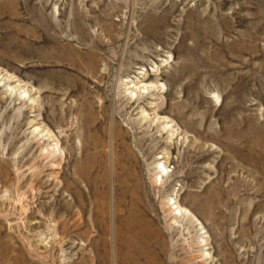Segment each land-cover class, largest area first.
Instances as JSON below:
<instances>
[{
    "label": "rangeland",
    "instance_id": "1",
    "mask_svg": "<svg viewBox=\"0 0 264 264\" xmlns=\"http://www.w3.org/2000/svg\"><path fill=\"white\" fill-rule=\"evenodd\" d=\"M0 264H264V0H0Z\"/></svg>",
    "mask_w": 264,
    "mask_h": 264
},
{
    "label": "bare ground",
    "instance_id": "2",
    "mask_svg": "<svg viewBox=\"0 0 264 264\" xmlns=\"http://www.w3.org/2000/svg\"><path fill=\"white\" fill-rule=\"evenodd\" d=\"M115 127H116V125H114L113 128H115ZM104 133H105V131H104V128H103L102 129V134H101L102 137H104V135H105ZM115 142H116V139H115ZM135 142H136V145H137L138 148H141L143 146V143H141V142H139L137 140ZM121 143H125V140L121 141ZM103 146H104V143L101 142L99 144V148L102 149ZM74 150H75V147H74ZM86 151L87 150L85 149L82 152H86ZM113 151H115V150H113ZM80 158L81 159H85L86 156H81ZM104 172H105V169H104V167H102L101 168V174H102L101 183H103V181H104V176H103L104 175ZM81 179L82 180L77 179V181L75 182V187H76L75 189L77 190V193L80 195V197H78L77 200L75 199L74 200V203H76L77 208L80 210L79 213L82 212V213L85 214V212H86L85 200L81 198V191H82V189L79 187V185L82 184V183H84L85 186H88V185H87V180L86 179H83V178H81ZM58 206H59L58 209L61 208V207L65 208V212L66 213H70L71 212V209H67L69 207L71 208V206H70L69 203H64L63 205H62V203L61 204L59 203ZM142 222H143V220H142ZM142 222L137 221V220H130L128 223L126 222V224H125L126 227L124 229V232H125V234H128V235L131 236V240H129L128 243H125L126 248H127V253H126V255L124 257H126L128 255V251H129V248L131 247V245L133 243H135V242H138L140 240H143L145 238L146 233L149 232V230L147 229V227H145V223L144 222L142 223Z\"/></svg>",
    "mask_w": 264,
    "mask_h": 264
}]
</instances>
